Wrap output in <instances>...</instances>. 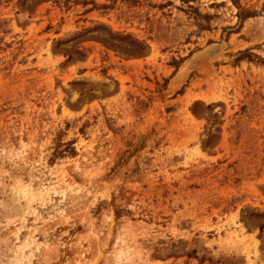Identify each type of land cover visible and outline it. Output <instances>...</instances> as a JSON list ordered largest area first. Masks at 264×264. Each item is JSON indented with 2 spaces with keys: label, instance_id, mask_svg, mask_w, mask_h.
<instances>
[{
  "label": "rangeland",
  "instance_id": "obj_1",
  "mask_svg": "<svg viewBox=\"0 0 264 264\" xmlns=\"http://www.w3.org/2000/svg\"><path fill=\"white\" fill-rule=\"evenodd\" d=\"M0 264H264V0H0Z\"/></svg>",
  "mask_w": 264,
  "mask_h": 264
}]
</instances>
